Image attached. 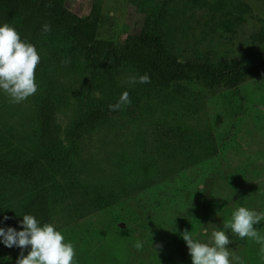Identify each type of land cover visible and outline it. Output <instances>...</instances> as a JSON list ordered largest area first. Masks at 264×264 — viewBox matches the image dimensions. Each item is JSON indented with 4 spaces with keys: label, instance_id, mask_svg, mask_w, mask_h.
Segmentation results:
<instances>
[{
    "label": "rangeland",
    "instance_id": "1",
    "mask_svg": "<svg viewBox=\"0 0 264 264\" xmlns=\"http://www.w3.org/2000/svg\"><path fill=\"white\" fill-rule=\"evenodd\" d=\"M64 3L96 13V35L116 42L154 26L180 62L221 70L236 57L246 66L264 58V0ZM36 49L38 91L19 104L0 91V158L37 164L29 178L0 176V227H15L42 191L48 223L75 246L73 264H192L182 232L207 242L239 207L264 212V71L212 87L194 73L167 86L130 85L135 69L102 73L101 57L63 30L39 37ZM125 91L131 104L110 110ZM44 100L54 108L51 131ZM255 227L264 235V221ZM227 234L233 256L264 264L259 244ZM20 251L0 253V264H16Z\"/></svg>",
    "mask_w": 264,
    "mask_h": 264
},
{
    "label": "trees",
    "instance_id": "2",
    "mask_svg": "<svg viewBox=\"0 0 264 264\" xmlns=\"http://www.w3.org/2000/svg\"><path fill=\"white\" fill-rule=\"evenodd\" d=\"M96 21V13L78 15L65 5L64 0H0V24L9 23L18 30L23 40L35 47L39 37L63 30L86 54L101 57L99 67L102 73L107 75L117 71L122 65H128L135 69L139 76L145 73L150 76L151 82L144 84L167 86L173 77L194 73L202 79L205 86L212 87L216 84H235L252 79L264 71V58L257 64L246 66L236 57L230 65L221 70L205 63L180 62L168 54L161 35L154 26L143 27L116 42L96 35ZM45 23L51 25V31L47 34H44L42 28ZM42 65L41 60L35 73L40 71ZM53 113L54 108L49 100H44L41 114L48 130L51 129ZM79 128L80 123L75 126L73 133L76 134ZM47 135L50 134L47 132ZM45 138L49 141V137ZM43 145L51 144L44 142ZM36 171L37 164L33 159L19 161L7 157L0 158V176L29 178ZM25 214L34 215L41 224L49 222L51 206L44 192L39 191L32 196L13 228L22 229L20 221ZM13 249L14 247H6L0 240L1 254L8 255Z\"/></svg>",
    "mask_w": 264,
    "mask_h": 264
},
{
    "label": "clouds",
    "instance_id": "3",
    "mask_svg": "<svg viewBox=\"0 0 264 264\" xmlns=\"http://www.w3.org/2000/svg\"><path fill=\"white\" fill-rule=\"evenodd\" d=\"M44 34L51 31V25L45 23ZM41 61L36 47L23 40L18 30L5 22L0 24V91L9 98V102L19 104L38 91L35 71ZM63 61L62 63H68ZM150 76L145 73L130 76L127 83H150ZM131 99L127 91L119 100L109 105L116 111L130 105ZM9 219L4 216V220ZM264 221V212H257L246 207H239L231 214V218L223 224L222 230H214L207 242L195 239L192 232L185 230L181 233L186 242L192 264H243L239 256H233L228 245L232 243L227 230L239 239H251L260 245L259 256L264 260V235L256 229V225ZM21 230L13 227H0V240L9 248L21 249L16 264H73L75 250L71 242H65V236L52 223H43L32 214L23 215L20 221ZM207 236V229L203 230ZM135 248L142 250L143 245L137 241ZM25 249H30L27 255Z\"/></svg>",
    "mask_w": 264,
    "mask_h": 264
}]
</instances>
